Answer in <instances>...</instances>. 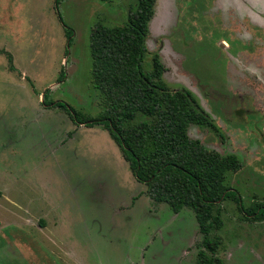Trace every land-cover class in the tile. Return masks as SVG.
Listing matches in <instances>:
<instances>
[{"label": "rangeland", "instance_id": "1", "mask_svg": "<svg viewBox=\"0 0 264 264\" xmlns=\"http://www.w3.org/2000/svg\"><path fill=\"white\" fill-rule=\"evenodd\" d=\"M134 2L0 0V264H195L193 211L151 199L102 125L43 103L49 88V100L101 112L91 29L124 23ZM57 12L73 30L68 49ZM146 44L166 84L214 121L189 136L236 155L227 183L245 206L264 203V0H155ZM245 216L222 202L210 235L223 264H264V220Z\"/></svg>", "mask_w": 264, "mask_h": 264}, {"label": "trees", "instance_id": "2", "mask_svg": "<svg viewBox=\"0 0 264 264\" xmlns=\"http://www.w3.org/2000/svg\"><path fill=\"white\" fill-rule=\"evenodd\" d=\"M60 2L55 0L56 9ZM154 2L135 0L120 25L92 26L90 75L100 95L101 112L92 117L64 101L49 100V88L42 94L43 103L63 109L75 124L102 125L151 199L176 213L185 207L193 211L202 234L195 264H223L215 255L221 239L210 235L222 223L221 203L232 200L254 220H264V203L245 206L239 192L227 183L228 174L242 165L236 155L208 149L189 136L190 124L214 127V121L191 91L173 90L166 84L159 55L149 52L146 38ZM57 16L68 49L73 30L59 12ZM7 57L14 69L11 54ZM63 77L61 70L58 81Z\"/></svg>", "mask_w": 264, "mask_h": 264}, {"label": "flooded vegetation", "instance_id": "3", "mask_svg": "<svg viewBox=\"0 0 264 264\" xmlns=\"http://www.w3.org/2000/svg\"><path fill=\"white\" fill-rule=\"evenodd\" d=\"M155 53V52H154ZM158 54V53H157ZM159 55V54H158ZM162 62V61H161ZM236 204V203H235ZM221 205H222V203H221ZM216 236V235H215ZM216 255V254H215Z\"/></svg>", "mask_w": 264, "mask_h": 264}]
</instances>
